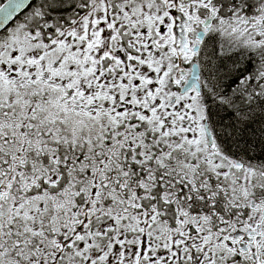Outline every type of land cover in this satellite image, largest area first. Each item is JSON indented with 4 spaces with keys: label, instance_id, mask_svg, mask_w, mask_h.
Segmentation results:
<instances>
[{
    "label": "snow or ice",
    "instance_id": "6c2138e0",
    "mask_svg": "<svg viewBox=\"0 0 264 264\" xmlns=\"http://www.w3.org/2000/svg\"><path fill=\"white\" fill-rule=\"evenodd\" d=\"M0 264H264V0H0Z\"/></svg>",
    "mask_w": 264,
    "mask_h": 264
}]
</instances>
